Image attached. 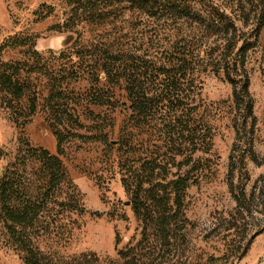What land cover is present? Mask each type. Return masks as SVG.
Masks as SVG:
<instances>
[{
    "label": "rangeland",
    "instance_id": "obj_1",
    "mask_svg": "<svg viewBox=\"0 0 264 264\" xmlns=\"http://www.w3.org/2000/svg\"><path fill=\"white\" fill-rule=\"evenodd\" d=\"M168 3L152 15L130 10L126 2L108 1L96 4L88 14L82 11L85 0H0V57L33 65L22 75L29 87L26 93L35 94L38 102L31 117L25 116V99L23 107L18 102L17 112L22 114L0 102V179L25 142L59 154L56 130L63 131L66 139L59 156L70 182L59 197L68 200L75 193L83 211L73 210L64 220L68 233L63 240L44 237L36 239V245L57 257L95 252L106 262L119 260L118 251L140 239L142 223L122 178L134 187L135 173L144 172L139 165L151 159L159 166L156 173L191 179L184 198L186 228L177 251L163 264H264V0ZM184 7L191 9V16L179 15ZM210 12L223 13L227 25L234 24L237 37L245 42L235 46L230 38L234 31L223 33L224 24L212 28ZM198 16L207 19L206 25L198 22ZM242 45L247 48L244 68L250 79L252 113L247 99L234 101L233 85L240 91L243 76L227 63L234 61ZM105 49L120 51L118 76L130 73L150 97L159 94L152 84L155 65L172 58L184 60L186 112L194 117L199 135L206 133L204 137L184 145L182 127L161 122L169 120L168 111L173 113L177 102L165 107L161 96L154 99L160 113L145 128H135L124 79L103 87L99 64ZM34 52L38 54L32 57ZM69 61L79 63L82 72L59 105L79 123L59 124L46 102L54 83L48 77L69 66ZM98 88L102 93L96 92ZM236 197L246 211L238 217L241 232L248 235L243 245L250 242L242 255L225 260L222 225L238 211ZM8 239L0 220V264H25Z\"/></svg>",
    "mask_w": 264,
    "mask_h": 264
},
{
    "label": "trees",
    "instance_id": "obj_2",
    "mask_svg": "<svg viewBox=\"0 0 264 264\" xmlns=\"http://www.w3.org/2000/svg\"><path fill=\"white\" fill-rule=\"evenodd\" d=\"M108 1L126 2L129 4L130 10L149 12L152 15L164 9L170 2V0H85L86 7L82 11L90 14L96 4L101 2L107 4ZM182 9L183 12L179 13L180 16H191V9L185 7ZM74 10L77 12L79 8ZM210 17L211 19L208 21L213 24L212 28L224 24L225 29L223 30L225 32L223 33L226 34L230 29H233L234 33H231L230 38L234 40L235 46L236 43L242 41L240 36L237 37L235 25L230 22V25H227L228 19L224 17L223 13L210 12ZM196 19L200 24L206 25L207 19L203 20L200 16ZM20 42L23 45L27 44L23 40ZM2 48L0 46V51ZM246 50V47L240 46L236 51L234 61H227V63L234 65L236 69L239 68L243 76L240 91L237 85H233L234 101L237 103L247 99L248 111L252 113L253 103L249 92L250 79L244 68ZM37 54L38 52H34L32 57ZM101 56L99 67L104 76L103 87L108 86L111 82H119L121 78L127 83L126 91L133 102L132 121L135 122V128H145V124L154 120L157 113H160L161 110L155 109L156 102L154 99L161 96V102L165 103V107H168L173 101L177 102L173 113L170 112V109L168 111L169 118L166 119L169 120L166 121L162 118L161 122L165 121L181 126L184 145L187 146L189 142L194 144V139L201 140L204 137L206 133L202 136L199 135V129L193 121L194 117L190 119L191 114L186 112L185 100L188 95L183 88L187 79V73L183 70L184 60L172 58L167 62L155 65L157 77L154 78L152 84L155 86L153 87L154 92L159 94L156 97H150L146 95L144 84L130 73L127 76H118L121 71L119 50L105 49ZM69 62V66L61 68L48 77L49 81L55 84H52L46 102L52 110L53 118H57L59 124H62L64 120L79 123V120L74 118L68 109H62L59 105L61 104L60 100L65 99L66 93H68L69 84L78 80L82 72L79 63ZM39 65L40 63L37 61L36 66ZM32 66L27 60H5L0 57V102L14 110V114L24 112H17L18 102L22 103V107L24 106L23 99H25L27 109L24 112L25 116L31 117L37 111V98H35V94L31 96V93H26L29 87L22 75L23 71ZM210 69L213 70L211 67ZM73 76L74 79H72ZM101 90L103 91L102 88H98L96 92L102 93ZM165 93H169V95L163 98ZM178 133L180 134V131ZM56 134L58 138L57 149L58 153L61 154L66 135L63 131L57 130ZM182 153L183 151L180 154ZM59 154H53L46 148L32 146L25 142L19 147L14 161L0 179V220L4 225L9 243L16 251L21 252L25 264H163L167 256L173 251H177L179 239L186 228L184 198L191 179L178 173L175 177L168 179L159 171L156 173L159 166L155 167L154 161L150 163L151 159H146L139 165V170L144 172L143 174H138L139 171L135 173L134 187L128 178H122L127 191L133 196V211L142 226L140 239L118 251L119 260L102 262L95 252H82L70 257H57L42 250L36 245V239L47 237L63 240L68 233V227L64 220L71 217L70 213L73 210L83 211V208L78 205L79 199L75 193L73 194L76 197L71 193L68 200L59 197L63 185L70 182L67 169ZM236 200L238 211L231 215V218L225 220V224L222 225L226 231L222 238L226 245V252L221 258H225V260L242 255L250 242L243 245V241L248 235L241 232L238 217L244 216L246 211L241 207V199L236 197ZM235 238H240L242 241L237 242ZM212 258L208 259L209 262Z\"/></svg>",
    "mask_w": 264,
    "mask_h": 264
}]
</instances>
